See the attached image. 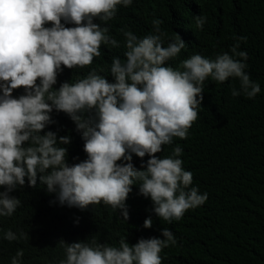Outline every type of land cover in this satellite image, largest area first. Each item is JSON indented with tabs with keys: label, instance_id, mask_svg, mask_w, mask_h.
Wrapping results in <instances>:
<instances>
[{
	"label": "clouds",
	"instance_id": "obj_1",
	"mask_svg": "<svg viewBox=\"0 0 264 264\" xmlns=\"http://www.w3.org/2000/svg\"><path fill=\"white\" fill-rule=\"evenodd\" d=\"M132 3L0 0V187H5L0 191V217L12 216L20 205L10 193L25 185V178L32 187L39 179L49 193L56 194L61 206L85 210L103 202L119 210L124 221L129 219L126 200L133 185L139 186V193L151 199L152 211L169 224L208 200L207 192L192 186L193 173L183 168L179 145L170 156L155 154L174 138H187L207 78L218 83L238 79L239 89L231 90L234 97L254 99L261 92L260 84L245 71L248 53L239 50L246 36L234 37L231 54L222 52L210 59L197 53L173 68L167 62L186 44L179 38L165 47L162 21L154 20V34L142 38L121 29L126 59L113 58L109 72L115 82L93 68L74 83L53 89L62 65L84 68L101 55L102 44L120 46L109 35L107 22L115 18L118 6ZM94 18L107 26L102 28ZM194 19L196 28L202 29L206 17ZM21 86L25 94L14 97L13 90ZM53 109L69 114L75 123L85 141L86 160L70 166L62 146L70 143V137L58 138L52 131L41 134L54 123ZM93 111L95 117L89 115ZM133 154L150 159L138 169ZM121 160L126 163L118 164ZM152 224L151 217L145 219V228ZM0 232L9 242L27 237L23 231ZM162 236L142 238L131 246L124 236L118 246L98 244L94 239L90 243L61 241L65 258L59 264H162V250L177 243L169 228L162 230ZM23 256L24 251L18 249L11 264H22Z\"/></svg>",
	"mask_w": 264,
	"mask_h": 264
},
{
	"label": "trees",
	"instance_id": "obj_2",
	"mask_svg": "<svg viewBox=\"0 0 264 264\" xmlns=\"http://www.w3.org/2000/svg\"><path fill=\"white\" fill-rule=\"evenodd\" d=\"M199 15L206 17L202 29L195 26L194 18ZM154 20L162 21L165 47L179 38L186 44L167 62L173 68L197 53L210 59L222 52L231 54L234 37H247L246 42H240L239 50L248 53L245 71L260 84L261 92L254 99L234 97L231 90L239 89L238 79L218 83L207 78L202 86L204 98L187 138H174L172 144L163 145V151L155 154L159 158L170 156L179 145L183 168L193 173L192 186L207 192L208 200L169 224L152 211L151 199L133 185L126 200L129 219L124 221L119 210L103 202L85 210L61 206L56 194L49 193L39 179L32 187L25 178V185L10 193L20 205L12 216L0 217V230L23 231L27 237L9 242L0 232V264H11L18 249L24 251L22 264H59L65 258L61 241L90 243L94 239L98 244L118 246L124 236L131 246L142 238L163 239L165 227L173 232L177 243L162 250V264H264V0H133L128 7L118 6L115 18L107 24L109 35L120 46L102 44L101 55L84 68L62 65L53 89L58 91L65 82L74 83L93 68L110 83L115 82L109 72L113 58L126 59L121 29L142 38L154 34ZM93 22L102 28L107 26L99 18ZM24 94L23 86L13 90L16 98ZM89 115L95 117V112ZM50 117L54 123L41 134L52 131L58 138L70 137V143L62 145L70 166L86 160L85 141L69 114L53 109ZM148 159L133 154L132 162L140 169ZM149 217L152 227L145 228L144 221Z\"/></svg>",
	"mask_w": 264,
	"mask_h": 264
}]
</instances>
